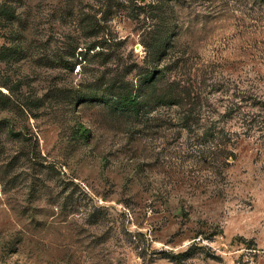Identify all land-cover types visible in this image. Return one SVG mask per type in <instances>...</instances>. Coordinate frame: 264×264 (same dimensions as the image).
I'll list each match as a JSON object with an SVG mask.
<instances>
[{"label": "rangeland", "instance_id": "obj_1", "mask_svg": "<svg viewBox=\"0 0 264 264\" xmlns=\"http://www.w3.org/2000/svg\"><path fill=\"white\" fill-rule=\"evenodd\" d=\"M0 4V264H264V0Z\"/></svg>", "mask_w": 264, "mask_h": 264}, {"label": "trees", "instance_id": "obj_2", "mask_svg": "<svg viewBox=\"0 0 264 264\" xmlns=\"http://www.w3.org/2000/svg\"><path fill=\"white\" fill-rule=\"evenodd\" d=\"M3 16V17H5L4 19H6V20H12V15H15V12L12 10L11 11V9L10 8H8L6 5H1L0 4V16ZM156 47L159 49V48H161V44L160 43H158L157 45H156ZM147 79H149V76H147L146 77V80ZM124 102L125 103H129V102H133V103H135V102H137V100L135 99V98H133V97H131V96H129V98H127V99H124ZM133 103H131V104H133ZM84 135H87V134H84Z\"/></svg>", "mask_w": 264, "mask_h": 264}]
</instances>
